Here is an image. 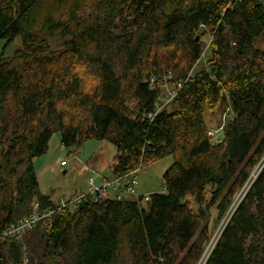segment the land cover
Wrapping results in <instances>:
<instances>
[{"label": "trees", "instance_id": "obj_1", "mask_svg": "<svg viewBox=\"0 0 264 264\" xmlns=\"http://www.w3.org/2000/svg\"><path fill=\"white\" fill-rule=\"evenodd\" d=\"M201 27L213 38L197 70ZM46 33L69 39L53 50ZM261 36L258 0H0L4 50L23 42L9 62L0 59L1 228L30 217L35 204L39 214L54 207L39 190L34 159L55 134L64 149L111 143L115 177L173 159L165 192L152 193L147 208L88 199L22 239L0 236V264H24L25 254L28 264H200L215 205L217 221L233 209L204 264H264ZM166 77L181 87L172 111L157 113ZM228 108L234 116L214 144L206 114Z\"/></svg>", "mask_w": 264, "mask_h": 264}, {"label": "rangeland", "instance_id": "obj_2", "mask_svg": "<svg viewBox=\"0 0 264 264\" xmlns=\"http://www.w3.org/2000/svg\"><path fill=\"white\" fill-rule=\"evenodd\" d=\"M88 25H90V23ZM199 35L201 36V40L205 43L206 47L203 56L199 61V64L196 66L197 70L202 69L206 65L208 59H210V42H212L213 38L212 31L207 27H201L199 29ZM45 38L52 46L53 50L60 47L64 41L69 39L64 35L52 37L49 36L48 33H46ZM0 44L2 47L1 59H3L4 62H9L12 59L15 51L23 48V42L20 37L17 38L13 43H11L5 50V43L3 41H0ZM255 45L260 48V50H264V36L256 38ZM86 79L87 86L94 82L91 78L87 77ZM161 88L162 92L160 94V97L157 98V105L159 109L168 110L171 112L172 99L170 93L174 90V86L168 85V83L163 81L161 83ZM207 114L208 121L210 122V124H208L209 129L216 128L220 124V121H222V118L224 116L223 113L221 114L220 112L211 113L209 111ZM77 154L80 155L79 157L86 165V168L82 169L84 171L80 169L76 170L72 165H68L66 167L61 166L62 161L72 159L73 156H76ZM116 156V148L107 141L87 140L81 146L75 147L74 149H64L60 143L58 134H55L49 144L48 152L45 155L34 159V167L39 182V190L41 194L52 196V200L56 203L65 196L74 197L76 195H79L81 192H88L87 182L92 174L90 171L87 172L86 170L92 167L93 171L102 173L106 177H110L113 174V168L117 163ZM5 162L6 156L0 153V172L3 175H5ZM93 162L95 163L93 164ZM172 163L173 159L170 157L158 161V163L156 162L140 169L138 172V177L140 180V191L142 193L151 192L154 194H163L165 192V183L162 178L164 173ZM19 170H22V168H20ZM258 170L259 167L254 169L252 173L253 180L256 177ZM20 172L21 171H19L18 175L20 174ZM3 175H1L3 178H8L7 175ZM13 178H9V180L12 179V184H14L15 182V179ZM246 187L247 185L239 190L234 198V202H240V200L244 197L245 191L247 189ZM208 189L210 190L211 187H209ZM209 199H211V196H209ZM142 205L144 206V208H147V205L145 203H143ZM193 207L195 210L197 209V206L194 203ZM232 209L230 208L227 215H225L224 219L221 221H217L216 219V216H218L216 205L211 209L208 221L211 229H213L214 231L211 240L205 247L204 255L200 264H204L208 259L211 251L215 246V243L219 239L222 229L224 228L228 221V218L230 217ZM23 263L28 264V258L26 254ZM6 264L12 263L8 261Z\"/></svg>", "mask_w": 264, "mask_h": 264}, {"label": "built area", "instance_id": "obj_3", "mask_svg": "<svg viewBox=\"0 0 264 264\" xmlns=\"http://www.w3.org/2000/svg\"><path fill=\"white\" fill-rule=\"evenodd\" d=\"M264 4V0H258ZM170 77H166L164 81L168 83ZM169 84V83H168ZM181 85H176L174 90L170 93L172 101L176 97V91ZM163 110V109H162ZM161 111L157 105V113ZM222 121L216 128L209 129V136L211 137L214 144H220L224 139V127L226 122L233 118V112L230 108L223 112ZM151 117V116H150ZM80 155L73 156L72 159L64 160L61 162L62 167L72 165L76 170H82L86 168V165L82 162ZM140 169L131 173L106 177L101 173L92 170V167L86 171H91L92 176L89 177L87 185L88 192H81L79 195L74 197H63L59 202H54L55 205L52 209L46 210L43 214L38 212V204L34 205V213L17 223L11 224L6 228L0 227V236L5 238H22L25 234L30 232L40 220H47L49 224H53L52 216L55 214L62 215L66 210L75 211L84 202L90 199L94 203L105 202L106 200H117V201H135L146 203L150 200L152 193H142L140 191V180L138 172ZM166 188H164V191Z\"/></svg>", "mask_w": 264, "mask_h": 264}, {"label": "crops", "instance_id": "obj_4", "mask_svg": "<svg viewBox=\"0 0 264 264\" xmlns=\"http://www.w3.org/2000/svg\"><path fill=\"white\" fill-rule=\"evenodd\" d=\"M1 51H2V47H1V44H0V59H1ZM206 119H207V122L210 124V122L208 121V114H206ZM58 138H59V140L61 141V136L60 135H58ZM95 162H93V164H94ZM93 164H91V165H93ZM90 165V166H91ZM82 171H84V170H82ZM88 172V171H87ZM91 172V171H90ZM91 174H92V172H91ZM102 174V173H101ZM92 176V175H91ZM90 176V177H91ZM110 177H113V175H111ZM147 193H151V192H147Z\"/></svg>", "mask_w": 264, "mask_h": 264}, {"label": "water", "instance_id": "obj_5", "mask_svg": "<svg viewBox=\"0 0 264 264\" xmlns=\"http://www.w3.org/2000/svg\"><path fill=\"white\" fill-rule=\"evenodd\" d=\"M197 39H199V37H197ZM65 172V171H64ZM66 173V172H65Z\"/></svg>", "mask_w": 264, "mask_h": 264}, {"label": "bare ground", "instance_id": "obj_6", "mask_svg": "<svg viewBox=\"0 0 264 264\" xmlns=\"http://www.w3.org/2000/svg\"><path fill=\"white\" fill-rule=\"evenodd\" d=\"M206 254H207V253H206ZM206 254H205V255H206Z\"/></svg>", "mask_w": 264, "mask_h": 264}]
</instances>
